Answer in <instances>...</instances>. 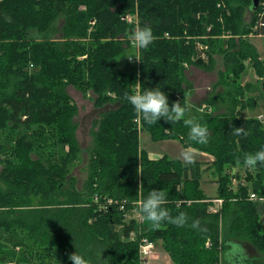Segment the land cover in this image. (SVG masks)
I'll list each match as a JSON object with an SVG mask.
<instances>
[{
  "label": "trees",
  "instance_id": "1",
  "mask_svg": "<svg viewBox=\"0 0 264 264\" xmlns=\"http://www.w3.org/2000/svg\"><path fill=\"white\" fill-rule=\"evenodd\" d=\"M250 5L251 0H0V264H72L68 256L75 251L89 264H140L142 237L160 241L174 264H235L240 257L227 255L240 246L235 239L250 240L264 253V165L252 168L245 185L229 187L239 177L230 170L245 166L244 155L264 145V128L235 110V96L229 112L190 107L185 98L191 84L184 85V63L208 69L213 54L223 55L221 76L234 84L246 59L263 76L255 49L234 39L253 25L264 34V13ZM131 13L136 22L127 21ZM61 16L65 24L57 38L54 23ZM143 26L154 39L139 49L137 73L115 69L131 43L120 36ZM192 37L208 44L207 61L196 55ZM67 85L92 90L95 107L117 104L94 121L95 144L81 189L70 175L79 146L77 106ZM157 85L170 104L180 101L186 108L179 121L148 124L124 100L127 91ZM184 119L208 128L207 143L188 141ZM234 127L247 134L234 135ZM141 131L153 141L177 140L212 160L202 168L199 161L151 158L140 147ZM206 169L222 200L217 212L209 210L212 200L201 187ZM151 189L165 193L172 216H186L183 226L153 227L142 218L139 205ZM249 189L263 200H251ZM131 211L142 220L126 218Z\"/></svg>",
  "mask_w": 264,
  "mask_h": 264
},
{
  "label": "rangeland",
  "instance_id": "2",
  "mask_svg": "<svg viewBox=\"0 0 264 264\" xmlns=\"http://www.w3.org/2000/svg\"><path fill=\"white\" fill-rule=\"evenodd\" d=\"M258 8H260L258 14L262 12L264 13V0H260ZM134 14L131 13L128 15L127 21L129 23L136 22V17ZM250 17L251 14L245 11L243 15V21L245 25H249ZM54 24V28L57 30V33H55L54 36L58 38L61 36L60 30L65 24V19L63 16L58 17ZM130 32L131 31L128 32L126 37L120 36V39H128ZM228 36L229 35L227 34L222 35V37ZM238 36L234 37L236 40L235 42L238 44L240 42L239 39L246 42V44L255 49L258 58L264 62V34L257 33L256 27L253 25L249 32L242 33ZM203 38L206 39L207 36H203ZM195 40V48L203 45L199 39L197 40V38H195ZM133 54L140 57L139 49H136L131 42L128 47H125V53L119 59L115 69L137 73L139 60L135 57L129 59L127 56H125ZM244 65L245 69L241 73L238 84H234L230 78L228 79L226 77V75L221 76V71L225 69L224 58L222 54H213V64L212 67L208 69L184 63V74L186 78L184 85L189 83L191 84V91L186 95L185 102L190 107L198 108L199 111L202 109H207V111L210 112L222 113L225 111L229 112V110H227L229 106L233 107L232 98L235 96L237 101L240 102V104H237V108L235 107V110H238L241 116H254L257 119L260 115L264 116V96L260 88L261 77H259L252 66H250L249 59L244 61ZM136 87H138V85H136ZM66 91L77 106L76 113L73 116V123L75 124V137L79 146L77 159L70 169V175L74 177L76 188L81 189L88 177L89 155L95 144L94 132L96 130V126L94 125V121L100 118V115L103 113V111L113 109L117 107V104H103L100 107H95L94 101L96 95L92 90H88L86 93H83L80 89L74 87L73 85H67ZM250 101H254V104H249ZM209 102H214V104L209 106ZM139 141L140 147L146 150L148 155L151 157L166 155L169 158H175L184 161L182 153L187 150L194 153V159L199 158L201 159L199 162L203 161L201 165L202 168H206L209 162V160L206 159L207 157H203L202 155L197 157L199 156L200 152H197L193 149L184 148L177 140L153 141L150 139L147 133L141 131L139 134ZM251 172L253 173L252 168L246 166H234V168L230 170V174L232 176L238 174L239 177L235 176V178L232 179V183L229 187L236 190V186L239 182L243 185L248 183L244 178L248 173ZM201 179L203 183L206 182L203 184L206 189L211 187L210 184L213 186L215 183L214 174L207 169L203 172ZM248 192L250 193L251 189H249ZM214 203L216 202H211L209 210L215 207ZM31 205H36V199L32 200ZM137 214L138 213L136 211H131L126 215V218H136ZM260 226L264 232V214L260 215ZM235 241L240 243L241 249L237 245L233 246L227 254L230 258L239 256V260L243 259L244 264H264L263 251L255 247L250 240L235 239ZM229 263L227 262V264ZM148 264L174 263L171 261L168 253L163 249L161 242L159 241L154 245L153 254L148 260Z\"/></svg>",
  "mask_w": 264,
  "mask_h": 264
},
{
  "label": "clouds",
  "instance_id": "3",
  "mask_svg": "<svg viewBox=\"0 0 264 264\" xmlns=\"http://www.w3.org/2000/svg\"><path fill=\"white\" fill-rule=\"evenodd\" d=\"M128 39L136 49L143 50L149 48L153 43L154 37L151 28L143 26L134 28L130 32ZM125 56L129 59L133 57L138 60L141 59V57L134 54ZM124 100L131 105L135 113L148 124H156L161 118L170 123H175L179 121L186 112V108L180 101L169 103L168 95H165L160 85L156 87H143L140 91H127L124 93ZM183 124L188 130V141L197 144L207 143L209 130L201 122L193 119H184ZM232 132L237 136L247 134L243 127H234ZM182 157L185 164H193L195 162L194 153L190 151H184ZM243 162L245 166L249 168H256L258 165H264V145L254 152L245 154ZM165 201L166 196L163 191L160 189H151L147 197L139 205L142 218L153 227L158 226L162 222L183 226L186 223V216L183 213L172 216L168 208L164 206ZM68 259L72 264H89L88 259L77 251L71 253Z\"/></svg>",
  "mask_w": 264,
  "mask_h": 264
},
{
  "label": "built area",
  "instance_id": "4",
  "mask_svg": "<svg viewBox=\"0 0 264 264\" xmlns=\"http://www.w3.org/2000/svg\"><path fill=\"white\" fill-rule=\"evenodd\" d=\"M260 14H263L260 13ZM93 22V21H92ZM202 43V42H201ZM196 51L199 52H196V55L199 56L202 60L204 61H207L208 59V45L207 44H204L199 46L198 48H196ZM258 120L261 122L263 128H264V116L263 115H260L258 117ZM249 198L252 199V200H263V198H258L257 195L254 193V192H250L249 193ZM211 202H216L214 203L215 207L210 209L211 212H217L221 206V202L222 200L220 198H216V199H212ZM138 214H137V217L136 219L138 221H141L142 218L140 216V213L138 211H136ZM135 237L134 233H130V239H133ZM139 263L140 264H148V260L150 259V257L152 256L153 254V250H154V245L155 243H153L152 241L148 240L146 237H142L140 239V242H139ZM206 245L209 246V242H206Z\"/></svg>",
  "mask_w": 264,
  "mask_h": 264
},
{
  "label": "crops",
  "instance_id": "5",
  "mask_svg": "<svg viewBox=\"0 0 264 264\" xmlns=\"http://www.w3.org/2000/svg\"><path fill=\"white\" fill-rule=\"evenodd\" d=\"M179 142V141H178ZM203 156V157H207L206 159L207 160H212V156H210V155H208V154H206V153H201L200 152V154H199V156H197V157H200V156ZM150 156V155H149ZM151 157V156H150ZM159 157H161V156H159ZM151 158H158V157H151ZM206 159H205V161H206ZM180 160V159H179ZM195 161H199V160H201V159H199V158H195L194 159ZM203 162V161H202ZM203 174V173H202ZM202 178V177H201ZM204 183H206V182H204ZM203 181H202V179H201V187H202V189L204 190V192L207 194V196L212 200V199H216V196H217V183L215 182L214 184H213V186H212V184H210L211 185V187H208L207 189L203 186ZM210 188V189H209ZM210 192V193H208V192Z\"/></svg>",
  "mask_w": 264,
  "mask_h": 264
},
{
  "label": "water",
  "instance_id": "6",
  "mask_svg": "<svg viewBox=\"0 0 264 264\" xmlns=\"http://www.w3.org/2000/svg\"><path fill=\"white\" fill-rule=\"evenodd\" d=\"M259 3H260V0H251L250 10L251 11L257 10V8L259 7ZM260 88H261L262 94L264 96V74L260 80Z\"/></svg>",
  "mask_w": 264,
  "mask_h": 264
},
{
  "label": "flooded vegetation",
  "instance_id": "7",
  "mask_svg": "<svg viewBox=\"0 0 264 264\" xmlns=\"http://www.w3.org/2000/svg\"><path fill=\"white\" fill-rule=\"evenodd\" d=\"M239 248L241 249V247L239 246ZM240 255V254H239ZM233 262L235 263V264H244V261H243V259H237V258H234L233 259Z\"/></svg>",
  "mask_w": 264,
  "mask_h": 264
}]
</instances>
